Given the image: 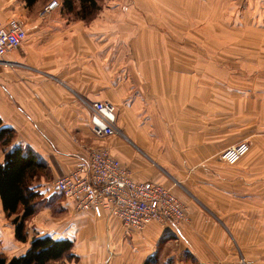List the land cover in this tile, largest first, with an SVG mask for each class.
<instances>
[{"label": "crops", "instance_id": "1", "mask_svg": "<svg viewBox=\"0 0 264 264\" xmlns=\"http://www.w3.org/2000/svg\"><path fill=\"white\" fill-rule=\"evenodd\" d=\"M52 1L54 0H37L34 5L29 6L26 0H0V19L3 22L25 20L27 33L22 45L0 60V117L4 126L16 133L10 149L22 147L32 151L44 164V172L50 171L55 190V180L72 171L92 145L97 143L105 146L107 139L112 143V154L133 171L136 180H150L165 185L169 184V180L181 184L184 180L182 170H186V173L189 169L191 173L196 171L193 174H199L200 179L201 174L197 169H201L209 156L213 155L209 151L208 154H203L202 148H213L211 152L219 154L231 144L241 139L247 140L251 149L246 156L249 168L245 167V176L250 174V182L244 188L243 205L249 208L243 210L245 214L242 226L245 230L257 229L259 236L264 237V73H259V78L253 84L249 79L244 92L239 95L244 100L243 124L236 125L234 117L240 111L231 108L233 112L229 111L227 117H232L233 120L228 118L227 127L214 132L217 139L206 141L205 145L196 141L193 146L199 149V160H196V156H191L188 160L189 157L182 153L185 145L182 132L188 131L187 123L179 120L172 124V121H168L170 125L166 124L161 129L155 123L146 125L128 120L130 114L139 107V101L142 100L139 98L144 96L146 90L155 92L147 102L149 108L161 107V94L163 106L170 104L173 107L174 102L178 101L176 95L180 97L183 94L181 86L184 87L183 84L187 81L186 70L183 73L181 70V65L184 68L185 64L136 60L130 66L132 70L163 66L171 68L172 72L169 71V75L167 72L162 78L154 76L155 73L149 77L142 72H134L133 75L125 70L124 60L117 59L119 54L124 53L122 43L114 45L115 54L111 56L112 60L108 59L110 29L107 20L112 19L115 14L116 21L122 20V17L125 19V16L119 15L123 12L119 6L111 7L113 10L109 12H102L100 8L99 12L94 13L93 19L89 20L91 17L84 19L77 9L68 11L65 0H56L57 6L43 12ZM72 1L75 5L74 0ZM77 1L80 3V0ZM120 1L114 4H124L123 0ZM232 1L243 9L239 8L242 13L239 11L238 16L235 13L234 17L239 25L240 21H244L245 35L255 36L254 40L263 46L264 0H231L229 5L233 4ZM152 3L155 4L154 1ZM137 10L134 7L131 12L140 15ZM147 11L151 15L157 13L155 7H149ZM260 50L264 51V48ZM160 79L161 82L158 81ZM162 82L165 85L163 88L160 86ZM137 84L149 86L140 87L134 93ZM120 99L125 100L118 105L120 118L127 117L124 121L118 117L117 112L120 122L117 127L121 133L114 138L97 137L92 131L91 109L87 103L107 100L117 107L113 101ZM254 99L258 101L260 108L259 118L256 119L252 118ZM180 112L172 109L171 114L178 116ZM148 118L156 121V115H149ZM199 123L203 124V120ZM237 129H242L243 132L226 136V133L236 132ZM192 130L196 134L195 138H198V128ZM181 139L183 140L180 141ZM202 139L203 136L199 138ZM4 160L5 153L0 150V164ZM40 177L42 175L32 183L35 191L42 184L37 181ZM189 178L193 176L186 177ZM182 201L190 214L187 223H152L143 231L127 234L122 223L108 212L102 217H97L92 211L77 212L73 203L65 198V215L58 219L47 208L40 211L32 218L34 224H30L32 220L27 221L28 242H21L15 237V225L7 217L0 199V254L8 258L21 256L30 248L35 236H51L54 239L71 240L74 244L72 258L68 256L52 264H158L171 258L176 260V264H180L178 254L182 252L196 261L199 249L194 237L192 238L196 206L184 199ZM238 222L234 216L233 219H228L227 225L223 223L226 227L222 228L223 236L230 234V228H236ZM172 240L179 247L174 255L167 256L166 246ZM161 244L164 246L160 247ZM158 252L159 259L156 257Z\"/></svg>", "mask_w": 264, "mask_h": 264}, {"label": "rangeland", "instance_id": "2", "mask_svg": "<svg viewBox=\"0 0 264 264\" xmlns=\"http://www.w3.org/2000/svg\"><path fill=\"white\" fill-rule=\"evenodd\" d=\"M117 1L121 2L120 0H107V2L97 0L98 7L102 12L106 10L109 12L113 10L111 7L119 6V9L121 8L123 11L119 15L125 16V19L122 17V20L116 21L117 16L115 15L117 14H115L112 19L107 20L108 29H110L108 36L109 61L115 54L113 52L114 45L122 43L124 53L119 54L117 59L124 60L125 70L130 71L131 74L142 72L149 77L155 73L154 76L162 78L167 75V72L169 75V71L172 72V69L155 66L148 70L143 68H133L132 70L130 66L136 60H154L165 63L170 61L171 63H187L186 67H181V70L182 68L186 70L185 74L187 79L189 78L188 83L186 81V84H183L184 87L181 86L183 94H180V97L176 95L178 101L174 102L173 107L170 104L167 107L163 106L164 99L161 94V107L157 106L155 108L157 111L149 108L147 102L155 92L146 90L144 96L139 98L142 99L138 104L141 107L130 114L128 120L130 122L136 120L137 123L146 125L155 123L157 126L160 125L161 129L166 124L170 125L168 121H172V124L179 120L187 123L188 131L183 130L185 132H182L185 140H180H183V144H185L182 153L189 157L188 160L191 156H196V160L197 158L199 160V149L193 145H196V141L205 145L206 141L217 139L214 132L221 127H227L228 118L233 120L232 117H227L229 111L233 112L231 108L240 111L234 117L236 125L243 124L244 100L239 95L244 92L249 79L253 84L259 78V73L262 72L263 75L264 51L260 49L264 48V45L261 46L259 42L255 41V36L245 35L244 21H240L241 25H239L234 17L235 13L237 17L239 11L242 13L243 9L233 1V4L229 5L231 0H123L124 4L122 5L114 4ZM135 1L138 3L135 4ZM153 1L155 4L152 3ZM74 2L78 11L80 3L77 0ZM134 7L138 8L137 11L140 15L131 12ZM149 7H155L157 13L155 15L148 14ZM146 54L147 56H145ZM177 74L179 73L177 72ZM137 85L134 93H137L140 87L149 86L147 84ZM160 86L165 87L163 82ZM123 100L113 101L117 104V107L115 106L116 118L117 112L118 114L120 112L118 105ZM87 106L90 107V103H87ZM172 109L181 112L178 116L172 115ZM259 110V103L254 99L252 101V118H259ZM149 115H156V121L149 120ZM118 117L120 118V114ZM126 118L124 116L123 119H120L126 121ZM118 120L117 118L116 124L120 123ZM201 120H203V124L199 123ZM179 123H175V125H180ZM195 127L198 128V138H195L196 134L192 130ZM237 130L226 133V136L233 133L239 135L243 132L242 129ZM161 134L164 132L161 131ZM202 136L203 139L199 140ZM109 141L107 139L105 146L110 147L112 143ZM240 141L247 140L241 139ZM95 144L92 147L99 146ZM212 150L214 149L210 147L202 148L203 154H208L209 151L213 155L209 156V160L205 161L201 169H197L201 174L200 179H198L199 174L194 175L196 171L193 174L190 169L188 173L186 170H182L181 176L184 180L181 184L174 180H169V184H167L175 195L179 196H177L179 199L183 198L184 201L196 206V211L193 213L195 222L192 228L194 230L192 238L194 237L198 244V260L195 261L194 258L188 257L182 252L178 254V261L180 264H264V237L259 236L257 229L245 230L242 226L245 214L243 210L249 208V206L243 205L245 204L244 188L250 182V174L245 176V167L249 168L246 161V156L249 153L237 163L228 164L222 161L221 153L211 152ZM188 175L193 178L186 179ZM53 180L50 171L43 172L42 177L37 180L42 184H39L40 189L38 188L37 191L39 197L35 215L47 208L53 216L61 219L65 215V197L53 189ZM182 200L181 202L187 207ZM234 216L236 221L239 220V225L234 229L230 228L231 233L223 236V223L227 225L228 219H233ZM12 219L9 218L13 223ZM30 224H34V220ZM163 246L164 244H161L160 247ZM178 247L179 244L174 240L168 243L166 246L167 256L174 255ZM156 257L159 259V252ZM158 264H176V260L171 258L168 261H160Z\"/></svg>", "mask_w": 264, "mask_h": 264}, {"label": "built area", "instance_id": "3", "mask_svg": "<svg viewBox=\"0 0 264 264\" xmlns=\"http://www.w3.org/2000/svg\"><path fill=\"white\" fill-rule=\"evenodd\" d=\"M52 1L44 8L48 12L57 6ZM25 20L0 19V60L18 49L26 38ZM93 133L100 138L118 136L116 107L107 100L90 103ZM251 149L248 141L235 143L221 152L225 163L235 164ZM55 190L73 203L77 212L92 211L97 217L106 212L117 218L127 234L140 232L152 223L188 222L187 207L172 188L154 181H140L133 171L109 146L89 149L72 171L54 182Z\"/></svg>", "mask_w": 264, "mask_h": 264}, {"label": "trees", "instance_id": "4", "mask_svg": "<svg viewBox=\"0 0 264 264\" xmlns=\"http://www.w3.org/2000/svg\"><path fill=\"white\" fill-rule=\"evenodd\" d=\"M29 6L37 0H26ZM68 11L76 10L72 0H65ZM99 10L96 0H80L78 13L84 19L92 17ZM16 133L5 127L0 117V150L5 153L0 164V199L7 217L13 218L15 237L28 242L26 222L37 211L39 194L33 189V181L44 172V164L30 150L22 147L10 149ZM73 242L68 239H54L51 236H35L27 252L21 256L8 258L0 254V264H52L71 255Z\"/></svg>", "mask_w": 264, "mask_h": 264}, {"label": "bare ground", "instance_id": "5", "mask_svg": "<svg viewBox=\"0 0 264 264\" xmlns=\"http://www.w3.org/2000/svg\"><path fill=\"white\" fill-rule=\"evenodd\" d=\"M190 16V15H189ZM195 19V18H194ZM147 34V33H146ZM149 34H147V36H148ZM150 36V35H149ZM150 38H151V36H150ZM141 45H143V44H141ZM152 45V44H151ZM144 46V45H143ZM150 46V45H149ZM157 47V46H156ZM153 48H154V46H153ZM158 48V47H157ZM168 51V50H167ZM145 56H147V54L145 55ZM171 60V59H170ZM180 61V60H179ZM170 62V61H169ZM182 62V61H181ZM184 63V62H183ZM171 64V63H170ZM185 64H187V63H185ZM181 65V64H180ZM180 65H178L179 67H180ZM182 66H184V65H181V67ZM190 66H192V65H190ZM186 69V68H185ZM182 70H183V68H182ZM146 72V71H145ZM199 72V71H198ZM215 75V74H214ZM209 76V75H208ZM201 78V77H200ZM213 78V77H212ZM189 79V78H188ZM188 79H187V83H188ZM205 87V86H204ZM188 89V88H187ZM193 90H194V88H192ZM186 90V89H185ZM207 91V90H206ZM186 92V91H185ZM193 93V92H192ZM191 93V94H192ZM200 93V92H199ZM186 94V93H185Z\"/></svg>", "mask_w": 264, "mask_h": 264}]
</instances>
